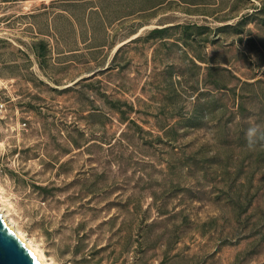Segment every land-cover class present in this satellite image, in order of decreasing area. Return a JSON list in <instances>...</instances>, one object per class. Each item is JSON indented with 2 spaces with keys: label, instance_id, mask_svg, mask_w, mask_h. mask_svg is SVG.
Masks as SVG:
<instances>
[{
  "label": "rangeland",
  "instance_id": "1",
  "mask_svg": "<svg viewBox=\"0 0 264 264\" xmlns=\"http://www.w3.org/2000/svg\"><path fill=\"white\" fill-rule=\"evenodd\" d=\"M0 193L53 264H264V0H0Z\"/></svg>",
  "mask_w": 264,
  "mask_h": 264
},
{
  "label": "water",
  "instance_id": "2",
  "mask_svg": "<svg viewBox=\"0 0 264 264\" xmlns=\"http://www.w3.org/2000/svg\"><path fill=\"white\" fill-rule=\"evenodd\" d=\"M0 264H41L0 212Z\"/></svg>",
  "mask_w": 264,
  "mask_h": 264
},
{
  "label": "bare ground",
  "instance_id": "3",
  "mask_svg": "<svg viewBox=\"0 0 264 264\" xmlns=\"http://www.w3.org/2000/svg\"><path fill=\"white\" fill-rule=\"evenodd\" d=\"M5 199L2 197L0 193V212L2 213V216L7 220V222L11 225V227L14 229V231L19 235V237L30 247V249L33 251L34 255L37 257L39 262L41 264H53V262L49 261L45 252L43 249L36 244L33 239L27 236L26 233H24L22 230H20L15 222L8 217V214L4 211V206L2 205L4 203Z\"/></svg>",
  "mask_w": 264,
  "mask_h": 264
},
{
  "label": "clouds",
  "instance_id": "4",
  "mask_svg": "<svg viewBox=\"0 0 264 264\" xmlns=\"http://www.w3.org/2000/svg\"><path fill=\"white\" fill-rule=\"evenodd\" d=\"M254 134V130L253 129H248L246 132V139L248 141V146L251 147V137Z\"/></svg>",
  "mask_w": 264,
  "mask_h": 264
}]
</instances>
